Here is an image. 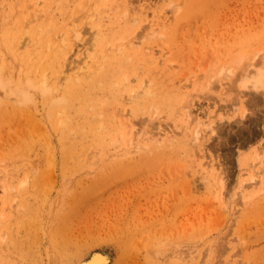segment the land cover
<instances>
[{
  "label": "rangeland",
  "instance_id": "1",
  "mask_svg": "<svg viewBox=\"0 0 264 264\" xmlns=\"http://www.w3.org/2000/svg\"><path fill=\"white\" fill-rule=\"evenodd\" d=\"M252 65L264 0H0V69L51 84L0 89V264H264Z\"/></svg>",
  "mask_w": 264,
  "mask_h": 264
},
{
  "label": "bare ground",
  "instance_id": "2",
  "mask_svg": "<svg viewBox=\"0 0 264 264\" xmlns=\"http://www.w3.org/2000/svg\"><path fill=\"white\" fill-rule=\"evenodd\" d=\"M81 33L78 31L76 33L77 40L80 39ZM134 38H130L128 41L129 46H133L137 44V41H133ZM66 41V39H63ZM253 69L251 71L247 70L245 74H243L241 81L239 82V87H251L253 89H263L264 88V66L257 67L256 65H252ZM222 71V70H221ZM2 72V73H1ZM221 73V72H220ZM37 79L31 81L29 85L23 84L19 78H17L14 74L8 73L4 68L0 69V89L10 92V96H15L19 101H26L29 98V87H38L40 90L45 93L51 90V84H48L44 79ZM80 84H72L68 91V99L70 104H74L76 97L73 95V92L78 89ZM210 132L213 131V127L208 126ZM198 134V130H196ZM219 182L223 183V177L218 176ZM62 237V236H61ZM63 238V237H62ZM65 243V242H64ZM28 249V248H27ZM27 249H18V253L26 258ZM9 257V256H8ZM110 261V256L104 251L94 250L91 251L90 254L79 260V264H108ZM110 264V263H109Z\"/></svg>",
  "mask_w": 264,
  "mask_h": 264
}]
</instances>
